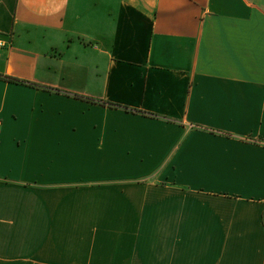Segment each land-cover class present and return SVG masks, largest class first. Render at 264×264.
<instances>
[{
	"label": "crops",
	"instance_id": "crops-1",
	"mask_svg": "<svg viewBox=\"0 0 264 264\" xmlns=\"http://www.w3.org/2000/svg\"><path fill=\"white\" fill-rule=\"evenodd\" d=\"M0 121V264H264V0H0Z\"/></svg>",
	"mask_w": 264,
	"mask_h": 264
},
{
	"label": "trees",
	"instance_id": "trees-1",
	"mask_svg": "<svg viewBox=\"0 0 264 264\" xmlns=\"http://www.w3.org/2000/svg\"><path fill=\"white\" fill-rule=\"evenodd\" d=\"M7 80L11 81V82H15V83H22V84H28L27 82L24 81H20L11 77H7ZM112 105V104H111Z\"/></svg>",
	"mask_w": 264,
	"mask_h": 264
},
{
	"label": "built area",
	"instance_id": "built-area-1",
	"mask_svg": "<svg viewBox=\"0 0 264 264\" xmlns=\"http://www.w3.org/2000/svg\"><path fill=\"white\" fill-rule=\"evenodd\" d=\"M0 126H1V121H0Z\"/></svg>",
	"mask_w": 264,
	"mask_h": 264
}]
</instances>
